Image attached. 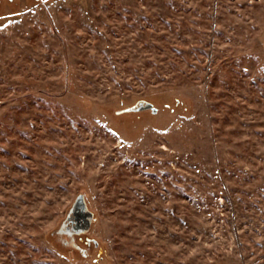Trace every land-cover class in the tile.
I'll use <instances>...</instances> for the list:
<instances>
[{"label": "rangeland", "instance_id": "1", "mask_svg": "<svg viewBox=\"0 0 264 264\" xmlns=\"http://www.w3.org/2000/svg\"><path fill=\"white\" fill-rule=\"evenodd\" d=\"M0 264H264V0L2 2Z\"/></svg>", "mask_w": 264, "mask_h": 264}, {"label": "water", "instance_id": "2", "mask_svg": "<svg viewBox=\"0 0 264 264\" xmlns=\"http://www.w3.org/2000/svg\"><path fill=\"white\" fill-rule=\"evenodd\" d=\"M136 111L150 110L153 114L157 113V108L148 102H141L135 107ZM72 218L73 228L82 233L88 232L94 220V214L89 210L83 194L77 195L65 220Z\"/></svg>", "mask_w": 264, "mask_h": 264}, {"label": "flooded vegetation", "instance_id": "3", "mask_svg": "<svg viewBox=\"0 0 264 264\" xmlns=\"http://www.w3.org/2000/svg\"><path fill=\"white\" fill-rule=\"evenodd\" d=\"M73 226H74V222H73L72 218L64 220V222L62 224V228H63L62 233L65 234V235L66 234L69 235L71 238H75V237L84 238L86 233H82L80 231H76L73 228ZM84 242H86L85 246H87L88 243H87L86 239H85ZM92 255L90 254V256H92Z\"/></svg>", "mask_w": 264, "mask_h": 264}, {"label": "trees", "instance_id": "4", "mask_svg": "<svg viewBox=\"0 0 264 264\" xmlns=\"http://www.w3.org/2000/svg\"><path fill=\"white\" fill-rule=\"evenodd\" d=\"M4 1H9V2H11V1H13V0H0V6H1V4H2V2H4ZM130 111H136V110H132V109H124L123 111H116L117 112V114H125V113H129ZM70 237V236H69ZM74 241L72 240V243H73Z\"/></svg>", "mask_w": 264, "mask_h": 264}]
</instances>
